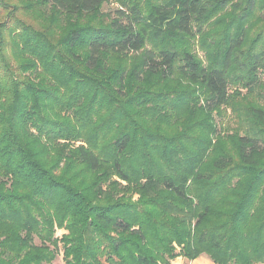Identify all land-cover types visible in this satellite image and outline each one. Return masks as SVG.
Segmentation results:
<instances>
[{"label":"trees","instance_id":"1","mask_svg":"<svg viewBox=\"0 0 264 264\" xmlns=\"http://www.w3.org/2000/svg\"><path fill=\"white\" fill-rule=\"evenodd\" d=\"M109 2L0 0V264H264V0Z\"/></svg>","mask_w":264,"mask_h":264},{"label":"crops","instance_id":"2","mask_svg":"<svg viewBox=\"0 0 264 264\" xmlns=\"http://www.w3.org/2000/svg\"><path fill=\"white\" fill-rule=\"evenodd\" d=\"M169 264H213L208 257L202 255L193 261H186L182 257H177L174 260L170 261Z\"/></svg>","mask_w":264,"mask_h":264},{"label":"rangeland","instance_id":"3","mask_svg":"<svg viewBox=\"0 0 264 264\" xmlns=\"http://www.w3.org/2000/svg\"><path fill=\"white\" fill-rule=\"evenodd\" d=\"M117 6V4L114 2V0H110L109 3H106L104 6H103V11L104 12H112V10ZM64 234V231L63 230H58L57 233H56V236L57 237H60ZM56 264H63L62 263V259L61 257L59 256L56 260Z\"/></svg>","mask_w":264,"mask_h":264}]
</instances>
